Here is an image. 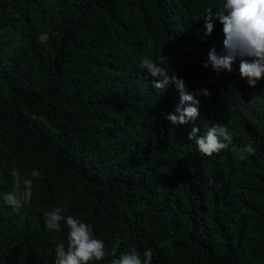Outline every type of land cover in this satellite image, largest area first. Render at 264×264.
<instances>
[{
	"label": "trees",
	"instance_id": "obj_1",
	"mask_svg": "<svg viewBox=\"0 0 264 264\" xmlns=\"http://www.w3.org/2000/svg\"><path fill=\"white\" fill-rule=\"evenodd\" d=\"M223 3L0 0V264H54L68 229L44 219L57 208L117 255L134 246L152 264H264V79L249 86L239 58L230 73L202 67L210 48L224 52L222 25L205 37L202 21ZM160 55L199 100L194 121L166 119L179 93L155 89L142 67ZM214 123L255 155H201L188 134ZM13 171L33 179L19 209L3 199Z\"/></svg>",
	"mask_w": 264,
	"mask_h": 264
},
{
	"label": "clouds",
	"instance_id": "obj_2",
	"mask_svg": "<svg viewBox=\"0 0 264 264\" xmlns=\"http://www.w3.org/2000/svg\"><path fill=\"white\" fill-rule=\"evenodd\" d=\"M203 18V35H211L215 21L222 25L223 54H218L216 49L210 48L207 59L202 62V67L211 69L217 75L222 71L232 72V63L239 58V75L246 79L249 86L255 87L256 83L264 79V0H224L223 6L213 12L209 7L205 10ZM168 57L160 55L158 61L145 57L142 67L154 78L153 87L164 91L169 85L175 86L179 93V105L175 113H169L166 119L173 126H179L194 121L199 116V100L192 93L186 91V85L182 78L170 74ZM196 95L208 97L210 92L201 88ZM187 104L188 106L183 107ZM200 131L193 127L188 134L189 140H194L197 150L201 155L212 156L222 150L231 148L235 157L245 160L248 156L255 155L252 144L238 146L234 143L233 136L223 124L214 123L205 127L203 134L197 136ZM13 177L12 189L5 193V203L13 209H19L24 204H29L32 198L33 179H40L39 170H33V179H22L19 171L11 173ZM60 208L45 213L44 223L49 231L59 232L60 222L63 220L67 226V248L64 243L55 247L54 264H89L90 261H101L106 255H111L110 264H152V250L147 249L141 257L140 252L130 246L127 251L117 255L118 246L114 245L110 252L105 251L103 240L95 238L92 225L81 222L73 216L64 217Z\"/></svg>",
	"mask_w": 264,
	"mask_h": 264
}]
</instances>
